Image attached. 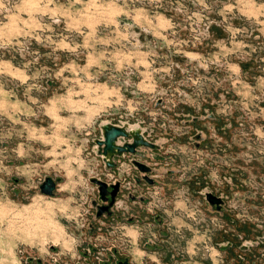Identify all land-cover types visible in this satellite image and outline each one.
<instances>
[{
    "label": "rangeland",
    "instance_id": "1",
    "mask_svg": "<svg viewBox=\"0 0 264 264\" xmlns=\"http://www.w3.org/2000/svg\"><path fill=\"white\" fill-rule=\"evenodd\" d=\"M104 119L165 139L173 202L144 187L169 216L159 264H264V0H0V264H158L135 226L88 231L90 178L133 166L105 172Z\"/></svg>",
    "mask_w": 264,
    "mask_h": 264
},
{
    "label": "crops",
    "instance_id": "2",
    "mask_svg": "<svg viewBox=\"0 0 264 264\" xmlns=\"http://www.w3.org/2000/svg\"><path fill=\"white\" fill-rule=\"evenodd\" d=\"M143 127H146L147 129H151V130L145 132L146 136L148 137V135H150L153 128L149 127L147 125H143ZM202 138H205V136H202ZM150 139L152 140L151 137H150ZM153 141L157 142L159 145L156 147H153V148L144 149L143 151L145 154L143 157H141L139 159L141 161H145L146 163L152 165L153 167H155L157 169L156 171L149 173V175L152 178L154 176H156L157 173H159V177H156L154 179L155 182L151 183L141 176L142 173L140 170H138L132 166L131 169H129L130 170L129 173H128V171L125 172V178H132L137 183V188L135 191H133L134 193H132V196L128 193V192H130V190L128 191V190H126L125 187H124L125 189H123L121 187L120 191H119V198H118L120 205H117V208L115 207L117 210L115 209L116 211H114L110 215H106V213H104V214L100 215L99 217H95L96 208L94 206L89 205V206H91V208L93 210L92 211L93 213L91 215V219L93 221V226L90 227L88 229V231L90 233H98L99 230H102V229L105 230L107 225L119 224V223H122V227L135 226V230H136V234H137L136 235L137 240L139 241L138 242L139 246H136V251H139V253L141 255H145V254H149L147 252V250H149L152 253L154 252L157 256V259H158L160 256H162V255L164 256V247H166V245H165L166 243H164V241L167 242V247H170L169 245L171 244L172 238L170 240H168L166 238V236L168 235V228L166 229V227H164V225H163V224H166L165 220L167 218L169 219V216L167 215L166 217H163L164 215H161L162 217H158L159 216L158 213L156 214V216L155 215H151V216L146 215L145 212H147V214H148V211H146L147 210L146 209V203L149 200V198H148V195L146 194V192L144 191V187L147 188L149 186L150 188H156V189L158 188L159 193H161L163 195V197L166 200V203H168V206H170L171 202H173V201L169 200V195H170L171 189L174 186L169 183V180L172 176V173H174V172H173V168L164 167L161 165L163 159L165 158V155H163L160 151H163L162 148H163V143H164L165 139L164 138L162 139V137H160V138L155 139ZM201 141L205 142L204 139H202ZM131 157H132V155L128 152L121 153L119 156H117L115 158L116 164L114 166H112L110 168V170H108V171H110L114 174L116 173L117 175H120V172L122 170H124V169L126 170V168L130 167L129 159ZM101 161H102V159H101ZM102 164H103V161H102ZM182 172H183V170L178 172L176 175H178V176H180L181 174L183 175ZM138 177H139V180L137 181ZM202 186L199 187V189L202 188ZM93 199L99 200V196H96V197L92 196V198L90 199V202H89L90 204H91V201ZM108 233L110 235L111 233H114V231L109 230ZM125 233H127V231H125ZM127 234H129V233H127ZM145 238L150 240V242H149L150 244H146V242H144ZM145 241H146V239H145ZM216 243H218V242H216ZM177 248H176V246H174V244L171 247V250L168 248L170 250L169 255H171V258H172V259H170L171 261H174V259L176 257ZM197 250H199V247H194V248L189 247V251H192L193 255L183 254V256H182V257H184L183 260L186 261L188 258L190 259L193 256L195 257ZM167 261H169V260H167ZM195 261H197V260H195ZM157 262H158V264L160 263L159 259L157 260Z\"/></svg>",
    "mask_w": 264,
    "mask_h": 264
},
{
    "label": "water",
    "instance_id": "3",
    "mask_svg": "<svg viewBox=\"0 0 264 264\" xmlns=\"http://www.w3.org/2000/svg\"><path fill=\"white\" fill-rule=\"evenodd\" d=\"M99 135L93 138V150L99 155L103 161V167L106 171L110 170L116 164V157L121 153L128 152L132 155L129 159L134 168L142 173V177L149 182L154 179L149 175L157 169L152 165L141 161L139 158L144 156V149L153 148L159 144L149 139L145 132L151 130L143 127L141 124L120 120V122H112L109 119L100 120L98 122ZM92 182L97 185L99 200L93 199L91 206L96 208L95 217L106 213L110 215L115 211L116 201L119 198V191L123 180L114 178L112 181L99 177H91ZM59 177L44 175L39 181V190L46 194L55 192L56 183ZM139 177L137 178V181ZM132 196V192H128ZM205 197L211 203H215L219 208L223 202V198L212 192L204 190ZM120 264H128L127 257Z\"/></svg>",
    "mask_w": 264,
    "mask_h": 264
},
{
    "label": "flooded vegetation",
    "instance_id": "4",
    "mask_svg": "<svg viewBox=\"0 0 264 264\" xmlns=\"http://www.w3.org/2000/svg\"><path fill=\"white\" fill-rule=\"evenodd\" d=\"M215 204V203H214ZM216 205V204H215ZM222 206V205H221ZM220 206V207H221ZM219 207V208H220ZM89 254L90 253H85V256L87 257V256H89ZM235 256H236V259H237V261H236V263L235 264H244L243 262L242 263H239V261H238V253H236L235 254ZM110 257L112 258V257H115L116 259H115V264H120V262H122L123 260H124V258L125 257H127L128 258V256L127 255H123V254H119L118 256H112V255H109V257L107 258V259H101L100 260V262L102 263V264H109V262H110ZM242 257V256H241ZM243 258V257H242ZM128 264H129V261H128Z\"/></svg>",
    "mask_w": 264,
    "mask_h": 264
},
{
    "label": "built area",
    "instance_id": "5",
    "mask_svg": "<svg viewBox=\"0 0 264 264\" xmlns=\"http://www.w3.org/2000/svg\"><path fill=\"white\" fill-rule=\"evenodd\" d=\"M110 121H112V120H110ZM112 122H120V121H112ZM105 172L110 173V171H105ZM123 186L125 188H127L128 190H132V191L137 188V184L135 182H133L132 180H130V178H125V177L123 179Z\"/></svg>",
    "mask_w": 264,
    "mask_h": 264
}]
</instances>
